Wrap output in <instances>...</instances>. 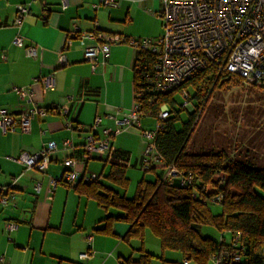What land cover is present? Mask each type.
<instances>
[{
	"label": "crops",
	"instance_id": "crops-1",
	"mask_svg": "<svg viewBox=\"0 0 264 264\" xmlns=\"http://www.w3.org/2000/svg\"><path fill=\"white\" fill-rule=\"evenodd\" d=\"M63 1L0 0V110L14 115L36 108L48 111L46 116L37 115L30 120L29 133L20 128L3 133L0 128V198L8 197L6 205L0 203V260H4L3 264L138 261L145 252L151 253L145 240H124L128 223L113 221L111 234L98 231L106 227L109 215L123 217L124 213L117 209L105 211L95 199L80 194L75 187L80 181L86 183L88 176L98 175L103 177L102 184L127 197L116 190L118 186L104 179L110 171L105 158L85 161L87 138L93 135L105 139V130H120L110 137V142L116 163L125 166L129 182L130 170L142 174L139 183L163 179V167H144L147 142L142 132L155 129L156 119H141V128H122L118 124L135 103L137 53L132 47L126 42L113 45L105 63L99 59L96 70L86 61L84 50L96 43L93 36L99 33L117 34L124 39L160 37L161 0H120L116 9L103 6L100 0H67L65 10ZM20 5L29 11L18 28L15 21ZM75 27L86 36L83 41L71 37ZM17 35L23 38V47L13 43ZM29 48L35 49V56L28 54ZM60 56L66 60L63 66ZM47 77L51 78V87L46 90L43 82ZM17 89L25 90L27 96L21 99ZM96 118L101 119V124L93 129ZM67 123L73 127H66ZM66 141L71 146L66 147ZM51 142L57 149L46 172L25 170L17 162L22 153L35 154ZM69 158L79 161L77 171L81 178L72 184L62 181L64 162ZM14 179L17 182L10 187ZM52 181H56L55 187ZM37 184L40 192L35 190ZM9 224L17 229L8 232ZM224 237L227 243L231 242V234L224 233ZM87 253L92 256L82 260L81 255ZM180 255V261L173 256L176 261L171 263H181L184 257Z\"/></svg>",
	"mask_w": 264,
	"mask_h": 264
},
{
	"label": "built area",
	"instance_id": "built-area-1",
	"mask_svg": "<svg viewBox=\"0 0 264 264\" xmlns=\"http://www.w3.org/2000/svg\"><path fill=\"white\" fill-rule=\"evenodd\" d=\"M100 3L109 8L116 9L120 5V0H100ZM161 9L158 12L162 20L164 34L157 38L139 37L124 39L117 34L99 33L94 39L96 43L85 47L84 56L93 70L98 67L99 59L102 64L110 55L113 45L126 42L132 47L137 55L145 52L153 57V65L143 76V87L135 92V103L129 113L125 114L123 119L118 122L122 128L138 127L141 128V119L144 117H153L151 111L145 113V105L149 107L155 105L159 98L167 96L179 90L186 82L206 69L210 64H216L219 72L222 74L236 75L250 86H254L264 91V0H161ZM67 0L62 3V8H67ZM28 7L18 6L15 26L20 27L24 18L28 14ZM72 38H80L82 41L86 38L80 34V29L75 27L71 34ZM13 43L18 47H23V38L17 35ZM71 41H68L69 47ZM30 56H35L34 48L27 50ZM136 55V57H137ZM60 65H65L64 56H60ZM45 89L51 87V78L44 79ZM21 99L27 96L23 89L16 90ZM183 107L190 106V96L184 89L181 90ZM192 106V105H191ZM68 109L65 110L67 112ZM46 109H31L14 115L7 110H0V128L3 133L15 131L20 128L23 133L30 132V120L39 115L46 116ZM170 111L167 104L160 106L156 119V127L153 130L142 132L147 146L143 152L144 167L149 170L153 165H162V159L156 153L154 140L163 123L169 118ZM101 124V119L96 118L93 129ZM66 127L72 128L71 123ZM117 132L105 130V139H98L93 135L87 138L84 148L85 161L90 159H103L106 162L115 160V149L110 142V137ZM65 146H71L69 141ZM57 146L54 142L43 146L35 153H22L17 162L25 170H37L46 172L51 163L52 155ZM79 161L69 158L64 162V174L62 181L72 184L79 177L77 166ZM165 169V175L162 179L164 183L173 184L175 178L181 179L182 186H191L194 182L193 176L183 175L174 166H168ZM218 181L222 184L223 179L220 173H217ZM100 180L98 175H90L85 178V182L90 184ZM17 179H14L10 187H13ZM52 186H56V181H52ZM52 187V188H53ZM40 184L35 186V190L40 192ZM8 192V191H4ZM216 203L222 201L221 197L216 196L213 200ZM0 203L6 205L8 197L0 198ZM8 232L17 229L14 224L6 227ZM232 245L224 248L214 254L211 261L214 264H241L242 255L236 251L241 240V233L233 236ZM89 236L88 240L91 241ZM264 255V249H263ZM90 253L82 254L81 259L90 258ZM3 264L4 260L1 259ZM181 264H189L183 261Z\"/></svg>",
	"mask_w": 264,
	"mask_h": 264
},
{
	"label": "trees",
	"instance_id": "trees-1",
	"mask_svg": "<svg viewBox=\"0 0 264 264\" xmlns=\"http://www.w3.org/2000/svg\"><path fill=\"white\" fill-rule=\"evenodd\" d=\"M152 65L151 55L145 52L137 55L134 65L135 92L143 87V76ZM243 83L240 77L222 74L216 64H210L179 90L159 98L154 106L145 105V113L151 111L153 117L157 116L161 105H168L169 118L154 140L156 153L161 157L163 167L174 166L183 175L191 174L194 182L191 186H182L180 178H175L171 185L162 179L154 183L142 180L135 196L128 199L102 184L101 179L90 184L80 181L75 187L80 194L95 199L107 212L117 209L124 213L123 217L109 215L105 219L106 227L99 232L111 234V223L123 220L130 225L124 237L126 242L132 239L143 242L149 230L159 239L164 251L181 253L183 261L189 264L191 261L209 264L214 254L231 247L234 234L241 233V240L235 248L243 257L241 264H264V197L257 192V189L264 191V168L232 161L223 151L188 152L199 116L213 95ZM182 89L188 92L194 111L188 113V119L180 129L177 125L185 108L183 105L177 108L175 96L181 95ZM114 157L115 160L109 162L110 171L104 179L126 189L129 183L126 168L116 163V152ZM217 173L223 179L222 184L218 181ZM216 196L222 198L220 203L213 201ZM213 205L221 206L220 214L212 213ZM203 227H211L223 234L221 240L217 242L204 236ZM224 233L232 235L231 242L225 241ZM153 258V255L145 252L138 261L122 260L120 264H151ZM181 263L163 260V264Z\"/></svg>",
	"mask_w": 264,
	"mask_h": 264
},
{
	"label": "rangeland",
	"instance_id": "rangeland-1",
	"mask_svg": "<svg viewBox=\"0 0 264 264\" xmlns=\"http://www.w3.org/2000/svg\"><path fill=\"white\" fill-rule=\"evenodd\" d=\"M162 30L163 35V26ZM190 92L193 94L191 89ZM175 97L179 109L183 100L181 95L177 94ZM193 111L194 107L190 105L181 112L178 128L181 129L182 123L188 119V113ZM145 118L151 117L143 119ZM221 151L226 152L232 161H241L254 168H264V91L243 83L232 85L231 88L213 95L209 105L199 116L188 152L200 154ZM128 175L130 182L126 190L118 187L116 190L127 198H133L142 174L130 170ZM257 192L264 197V191L257 189ZM211 211L213 214H220L221 206L213 205ZM202 233L217 242L220 241L221 233L211 227H203ZM144 240L147 251L154 256L152 264H163V260L170 261L168 263L175 262L173 256L181 260L179 252L164 251L159 245V239L151 231H146ZM190 264L197 263L191 261ZM209 264H213L211 260Z\"/></svg>",
	"mask_w": 264,
	"mask_h": 264
}]
</instances>
